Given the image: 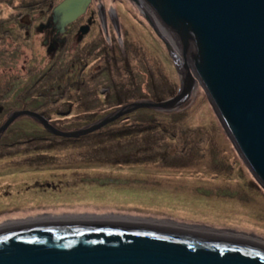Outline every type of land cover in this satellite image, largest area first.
I'll list each match as a JSON object with an SVG mask.
<instances>
[{"label": "rangeland", "instance_id": "1", "mask_svg": "<svg viewBox=\"0 0 264 264\" xmlns=\"http://www.w3.org/2000/svg\"><path fill=\"white\" fill-rule=\"evenodd\" d=\"M64 1L0 0V125L30 109L75 130L127 102L176 94L174 60L137 4ZM100 4L116 10L121 32L115 20L100 27ZM75 7L72 25L64 19ZM92 215L211 228L264 245V186L201 85L179 109H136L80 137L55 135L29 116L0 134V229Z\"/></svg>", "mask_w": 264, "mask_h": 264}, {"label": "water", "instance_id": "2", "mask_svg": "<svg viewBox=\"0 0 264 264\" xmlns=\"http://www.w3.org/2000/svg\"><path fill=\"white\" fill-rule=\"evenodd\" d=\"M132 1L144 8L174 60L180 76L176 94L127 102L75 130L55 127L38 111L19 109L0 126V134L17 117L29 116L55 135L80 137L136 109H179L201 85L238 153L264 186V0ZM0 264H264V246L171 224L54 219L1 228Z\"/></svg>", "mask_w": 264, "mask_h": 264}, {"label": "bare ground", "instance_id": "3", "mask_svg": "<svg viewBox=\"0 0 264 264\" xmlns=\"http://www.w3.org/2000/svg\"><path fill=\"white\" fill-rule=\"evenodd\" d=\"M145 6V5H144ZM143 7V6H142ZM141 10L142 9H144V8H140ZM76 10V7L74 8V9H68L67 11H66V14H67V17H65V19H70L77 11H75ZM65 14V15H66ZM73 19V18H72ZM241 214H243V213H239V214H237V215H239L240 216V218L238 219L239 221H237V222H241V223H244V224H249L248 222H246V220H244L245 218L241 215ZM89 218H100V217H98V216H94V215H92V216H88V218H86V219H89ZM105 218H112V216H105ZM119 219H122V218H124V219H127V220H133V221H138V222H146V221H148V220H143V219H138V218H129V217H118ZM54 219H57V220H59V219H65V217H63V218H61V217H59V218H54ZM53 219V220H54ZM70 219H72V218H70ZM79 219H85V218H79ZM39 221V220H38ZM42 221V220H41ZM235 221V220H234ZM35 222H37V221H35ZM152 222H154V221H152ZM24 223V222H23ZM14 224H17V223H14ZM20 224V223H19ZM206 230V229H205ZM206 231H210V232H217V230H209V229H207ZM221 234H223V235H225V236H228V237H232V238H237V239H241V240H244V241H247V242H251V243H254V244H257V245H261V246H264L263 244H261V243H258V242H255L254 240H252V239H248V238H245V237H243V236H239V235H236V234H228V231H223V233L221 232V231H219Z\"/></svg>", "mask_w": 264, "mask_h": 264}, {"label": "flooded vegetation", "instance_id": "4", "mask_svg": "<svg viewBox=\"0 0 264 264\" xmlns=\"http://www.w3.org/2000/svg\"><path fill=\"white\" fill-rule=\"evenodd\" d=\"M100 5H101V4H100ZM100 5H99V10L97 11V15H98V17H99L98 20H99L100 27H101V25H104L105 28L107 29V27H108V26H107V21H108V22H111V23L113 24V23H114V20H115L116 23H117V25H118L117 29L120 31V27H119V24H118V16H117V12H116V10H115L114 8H112V7H109V10H110V11H108V9H107V11H105V9H104L105 7H104L103 5H101V6H100ZM87 10H88V8H87ZM87 10H86L85 12L82 11V13H83V12H84V13H87ZM81 15H82V14H81ZM81 15H80V16H81ZM107 15L109 16V19H108V20H106ZM77 17H78V16H77ZM77 17H74L73 19L70 18V19H72V21L74 20V21H73L72 23H70V24L74 25V24L76 23ZM75 19H76V20H75ZM64 21H65V22H69V21H71V20H69V19H64ZM87 28L89 29V27H87ZM87 28H86V29H87ZM120 32H121V31H120ZM156 35H157V34H156ZM160 40L163 41L162 39H160ZM12 112H13V111H12ZM12 112H11V113H12ZM11 113H10V114H11ZM10 114H9V115H10ZM9 115H8V116H9ZM8 116H7V117H8ZM17 118H19V117H17ZM17 118H16V119H17ZM16 119H15V120H16ZM6 120H7V118H6ZM15 120H14V121H15ZM14 121H13V122H14ZM13 122H12V123H13ZM12 123H11V124H12ZM1 125H2V124H1ZM1 125H0V126H1ZM10 126H11V125H10ZM8 128H9V127H8ZM8 128H7V129H8ZM26 223H31V222H26ZM17 224H19V223H17Z\"/></svg>", "mask_w": 264, "mask_h": 264}, {"label": "trees", "instance_id": "5", "mask_svg": "<svg viewBox=\"0 0 264 264\" xmlns=\"http://www.w3.org/2000/svg\"><path fill=\"white\" fill-rule=\"evenodd\" d=\"M123 105H124V104H123ZM118 106H119V105H118ZM117 108H118V107H117ZM117 108H116V109H117ZM51 122H52V121H51ZM119 217H122V216H119ZM209 229H211V228H209ZM212 230H214V229H212Z\"/></svg>", "mask_w": 264, "mask_h": 264}]
</instances>
